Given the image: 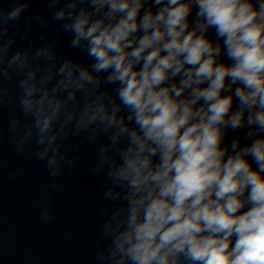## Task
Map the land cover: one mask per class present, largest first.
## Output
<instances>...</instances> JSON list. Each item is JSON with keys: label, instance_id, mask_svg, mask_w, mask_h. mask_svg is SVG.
Instances as JSON below:
<instances>
[{"label": "clouds", "instance_id": "obj_1", "mask_svg": "<svg viewBox=\"0 0 264 264\" xmlns=\"http://www.w3.org/2000/svg\"><path fill=\"white\" fill-rule=\"evenodd\" d=\"M27 8L0 14V103L15 79L32 120L17 151L34 131L56 176L69 125L126 140L114 175L138 195L120 264H264V0H66L54 18L92 62L58 68L12 50L5 24Z\"/></svg>", "mask_w": 264, "mask_h": 264}]
</instances>
